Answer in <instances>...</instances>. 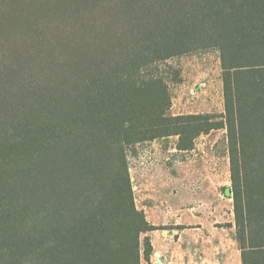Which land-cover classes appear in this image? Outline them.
Wrapping results in <instances>:
<instances>
[{"label":"trees","instance_id":"1","mask_svg":"<svg viewBox=\"0 0 264 264\" xmlns=\"http://www.w3.org/2000/svg\"><path fill=\"white\" fill-rule=\"evenodd\" d=\"M215 51L223 113H169ZM226 131L241 264H264V0H0V264H150L131 148Z\"/></svg>","mask_w":264,"mask_h":264},{"label":"rangeland","instance_id":"2","mask_svg":"<svg viewBox=\"0 0 264 264\" xmlns=\"http://www.w3.org/2000/svg\"><path fill=\"white\" fill-rule=\"evenodd\" d=\"M209 53L210 67H180L181 60L190 56L169 62L181 73L178 83L168 84L170 114H209L220 121L223 113L221 69L218 54ZM177 140V137L158 139L130 149L129 180L134 196L138 195L134 188L145 167L140 159L142 153L152 145L169 150ZM226 146V131L219 129L196 138L191 150L172 154L173 159L182 163V171L175 168L172 171L184 183V208H190L193 202L194 216L189 213L185 218L184 229L169 226L148 234L153 249L150 264H241L234 236L232 200L224 194L230 188ZM140 264L147 263L141 259Z\"/></svg>","mask_w":264,"mask_h":264},{"label":"crops","instance_id":"3","mask_svg":"<svg viewBox=\"0 0 264 264\" xmlns=\"http://www.w3.org/2000/svg\"><path fill=\"white\" fill-rule=\"evenodd\" d=\"M209 52L188 55L190 57L181 60L180 67H210ZM218 64L220 66L219 58ZM147 151L151 161L142 169L138 184L136 183L134 188L138 194H135V207L144 213L151 227L169 229L168 227L172 226V229H184L185 218L189 217V213L194 216L195 208L193 202L190 203V208H184V183L177 175L174 176L175 173L172 171L173 168L182 171V163L176 158L173 159L172 155L181 151L177 150L176 144L169 150L159 145H152Z\"/></svg>","mask_w":264,"mask_h":264},{"label":"built area","instance_id":"4","mask_svg":"<svg viewBox=\"0 0 264 264\" xmlns=\"http://www.w3.org/2000/svg\"><path fill=\"white\" fill-rule=\"evenodd\" d=\"M140 159H141L142 165L149 164L151 161L150 156H149V152L148 151L143 152L142 157Z\"/></svg>","mask_w":264,"mask_h":264}]
</instances>
